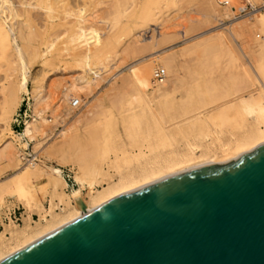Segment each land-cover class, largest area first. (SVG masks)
<instances>
[{
	"label": "bare ground",
	"instance_id": "1",
	"mask_svg": "<svg viewBox=\"0 0 264 264\" xmlns=\"http://www.w3.org/2000/svg\"><path fill=\"white\" fill-rule=\"evenodd\" d=\"M105 1L0 0V64L10 70L5 80L10 79L11 71L18 75L0 86V161L12 169L11 174L0 176V216L9 208L6 196L20 199V193L29 188L40 196L50 194L48 210L39 214L33 211L37 218L27 213L21 223H2L0 260L117 195L197 166L228 162L264 142V0H246L251 3V10L237 15L235 9L244 6L241 0H195L199 16L183 24V38L161 48H155L161 43L153 44L150 52L123 68L127 74L120 76L113 88L117 92L132 90L136 106L122 97L118 112L111 109L97 119L103 136L97 156L69 151L77 139V132L71 133L72 126H56L52 133L44 131L47 142L37 151L47 153L49 159L69 158L76 166L75 186L67 192L68 182L62 169L44 168L36 162L37 151H26L28 140L43 132L45 121H63L70 114L74 118L77 110L87 105L80 92L92 88L111 70L108 61L119 40L116 32L129 36L124 50H133L137 44L135 29L150 25L156 14L175 2L129 1L125 25L104 38L97 24L101 14L97 8L101 3L108 6ZM115 22L116 26L118 21ZM196 23L208 27L186 35V28ZM252 28L262 33L253 45L250 39L245 40ZM162 37L163 31L150 34L148 41L156 43ZM175 47L179 48L173 50ZM216 51L223 63L213 54ZM64 56L78 66V75L66 77L63 82L49 76L38 83L34 81L28 88L30 63L54 64ZM153 57L160 66L155 65ZM182 57L191 61L184 78L179 71L184 65H179ZM229 66L234 70L226 69ZM25 94L32 99V114L24 120L22 131L16 133L12 130L13 114ZM226 95L232 96L206 106L210 100ZM102 106L99 102L98 107ZM46 111L51 115H45ZM75 122L80 119L77 117ZM120 130L131 145L108 154L105 148L121 142ZM59 134L60 144H56L52 139ZM54 199L59 203H53ZM24 208L33 209L31 205Z\"/></svg>",
	"mask_w": 264,
	"mask_h": 264
},
{
	"label": "water",
	"instance_id": "2",
	"mask_svg": "<svg viewBox=\"0 0 264 264\" xmlns=\"http://www.w3.org/2000/svg\"><path fill=\"white\" fill-rule=\"evenodd\" d=\"M0 264H264V142L117 195Z\"/></svg>",
	"mask_w": 264,
	"mask_h": 264
},
{
	"label": "rangeland",
	"instance_id": "3",
	"mask_svg": "<svg viewBox=\"0 0 264 264\" xmlns=\"http://www.w3.org/2000/svg\"><path fill=\"white\" fill-rule=\"evenodd\" d=\"M106 1L108 3L107 4L108 6L111 5V7H110L111 9H109V10L106 9L108 6H105V4L102 5L103 3H101L102 6L100 4H98L100 8H97L98 5H95V4H94L95 6H93L94 8L95 7L97 8L98 13H99V11H101V14L99 13V17L97 19V24L99 23L98 25L101 27V32H102V35H104L103 36L104 38L106 37V34L107 35L109 34L110 31L111 32L116 31L122 25H125L124 23L126 21L125 19L127 18V12H128L127 9H130L131 6L129 4L132 2L131 0H111L110 2L108 0H106ZM129 1H131V2L129 3ZM173 1H175V2H171V5L168 4L164 9H162L161 13L156 14L154 16V19L151 20V22H149L150 25H147L145 27L143 26L144 29L141 27H138V28H141L142 30L138 29V28H137V30L135 29V32L137 31L136 32L137 34L134 35V38L137 39V44L133 50H130V51L124 50V49H126V45L128 44L127 42L129 40V36L127 34H125V32L123 33L121 30H120L121 31L120 33L116 32V35L119 38V40L115 46V50L113 51V53H115V54L112 53L113 56L111 55V57L109 58V61H108V66L110 64H112V65H110V68L112 67L111 70H107L108 72L106 71L103 74V78L102 79L99 78V80H97V82H95L96 84H94L92 86L93 89L89 88V90L85 89V90H82V92H80L81 93L80 95L84 97L85 101L87 102L86 103L87 105L85 107L83 106L82 107L83 109H78L77 111H79L80 113L77 111L76 112H77V115H79V116L74 115L75 116L74 118L70 117L71 116V114H70L67 117H65L63 121H60V119H54V118H52L51 121H45L41 126V128L43 129V132H41V133L38 132L34 136V139L28 140V145H27L26 151H28L29 154H32V153H34V151L39 150L40 146H42L43 144H45V142H47L48 136L45 137V132H44L45 130L48 133H52V132H54V129H56V126L57 127L59 126L58 127L59 129L60 128L69 129L72 126L74 128H72L71 133L77 132V139H76V141H74L72 143V145L69 148V151L77 152L78 154H80L82 156L86 155V156H90V157H95L98 155V152L102 149L101 146L99 148V145H101L99 143H101L103 136L100 135V127L98 125L97 119L103 118L104 115L108 114L109 110H111V109L113 110V113L118 112L117 110L119 108V102H120V99L122 97L130 99V101L133 102L132 104L134 106H136L134 99L131 97L132 96V90L127 88L122 92H117L113 88V84H115V82L119 80L120 76L127 74V70H125V69L123 70L125 65L127 63L129 64L133 60H136L138 58L145 56L148 52L151 51L153 44L158 45L159 43H161V44H159V46H156V47H155V45L153 46L155 48H157V47L161 48L170 42H176L180 38H183V36H182V33H183L182 31H184L182 29L184 27L183 24L187 23L186 21H188L190 18L199 16V14H198L199 13V7H198L197 3H195L196 2L195 0H177V1L173 0ZM240 2H242V4L244 6H243V8H240L237 10L235 9V11H234L235 15L242 14L246 11L251 10V3L246 2V0H241ZM102 7L103 8L105 7L104 10H102L103 9ZM123 10H125V11H123ZM197 10H198V12H197ZM119 14H121V15H119ZM113 21L115 24H116L115 21H118V24L115 26ZM218 21H216V22H218ZM151 23H153V24H151ZM108 24L112 25L111 28L113 30H110L111 28L109 29L110 26L108 27ZM113 26H115V30H114ZM148 26H150V27H148ZM205 26L208 27V25L196 23V24H194V26H192V28L188 27V30L186 28L185 34L186 35L192 34L194 31L195 32L198 31V29L200 30L203 27L205 28ZM102 27H103V29H102ZM253 29L254 28L250 29V31H251V32L249 31L250 34H247L245 36V40L250 39L252 45L254 43H256L257 40L260 39V37L262 36L261 31H258L259 29H257V28H255L254 30ZM102 30H104V31H102ZM107 31H108V33H106ZM161 31H163V37L159 38V42L152 43V42L148 41L149 40L148 37L150 34L151 35L152 34L153 35H155V34L159 35V32H161ZM256 34H259L260 36H256ZM248 35H249V37H247ZM139 36L142 39H140ZM138 41H140V42H138ZM179 47H175L173 50H176ZM213 54L215 55V57H218L219 59H221L220 61H222L221 63H223V57L221 56V54H219V51L218 52L216 51ZM205 55H206V57L209 56L208 54H205ZM153 58H150V59H153ZM150 59H146L145 61L150 60ZM154 60H155V62H154L155 65L160 66L158 60L156 58H154ZM190 62L191 61L189 59L184 58V57H182V59H180V61H179V65L184 63L183 66L180 65V67H179V71H180L183 78H184L185 73H186V66ZM77 67L78 66L75 63L67 60L66 56H64L59 62L54 63V64L42 65L41 63H38V62L30 63L28 66V72H29L28 73V75H29L28 76V88L30 89V87L34 81H37V83H38L39 80H41V79L44 80L45 78H47L49 76L50 77L54 76L53 78H56V79L61 80L63 82L64 79H66V77L68 79V78L73 77L74 75L76 76L80 73V72H77V70H79V69H77ZM229 67L226 69H228L229 71L234 70V68H232V67L229 68ZM118 69H122V70L120 71V73L118 75H113L115 72H117ZM7 72H10L9 67H7L6 64L1 63L0 64V86L2 85L3 82L9 81V80L12 81L18 76L17 71L16 72L11 71L12 76L10 77L9 80L8 79L5 80L4 76L6 75ZM121 72H123V73L121 74ZM117 76H118V78H117ZM107 78H109V79H107ZM112 79L114 82L111 81ZM107 80H110V81L107 82ZM232 83H233L232 81H228V84H232ZM113 89L115 91H113ZM230 96H232V95L217 97L214 100H210L206 104V106L207 105L210 106L213 103L218 102V101L225 99V98H229ZM99 99H101V101ZM30 102H32V99L30 98V94H25L23 96L22 102L19 104L18 107H16V110L13 114V122H12V130H14L16 133L22 131L24 120L30 119V116L32 114ZM99 102H101L103 104V106L101 108L98 107ZM97 109H99V110H97ZM94 113H96L97 115ZM44 114L45 115H47V114L51 115V113L48 111H46ZM77 117L80 119L79 123L75 122ZM60 125H62L63 127H60ZM119 134L121 136V139H120L121 142L116 141L110 147L105 148V150L108 152V154H111L112 151L117 149V148H123V147L125 148V147H128L131 145V143H129V141H127V139L124 137L125 133L122 130L119 131ZM12 136L15 139L14 135H12ZM59 139H61V134L57 135L52 140L57 141L56 144H58ZM25 141H26V139H25ZM50 141L51 140H49L48 142H50ZM14 143L17 144L18 146H20V143H18V141L15 140ZM137 148H138V145L133 146L132 149L135 150ZM46 154L45 153L41 154V153H39V151H37L36 159H35L36 162H38L44 168H47L49 166H59L62 169L63 175L68 182V187H66L65 190L67 192H69V190L73 186H75L74 185L75 183L73 181V175H74V171L76 170V166L72 163L71 160H69V158H66L64 160H57L54 157H52L49 159ZM11 172H12L11 167L0 161V176H7V175L11 174ZM69 185L71 187H69ZM38 194L39 193L37 191L29 188L26 192H23V194L20 193V199H17L16 196H6L5 198L7 200V204H9V208L14 207L18 204L20 205V207H21V205H23L24 207H25V205H28V206L31 205L33 207V209L27 208L28 214H30L33 211L35 213L39 214L38 212H44V211L48 210V206L50 203V194L45 193L43 196H40ZM53 203H55V204L59 203L58 199H54ZM33 218H37V217L34 216Z\"/></svg>",
	"mask_w": 264,
	"mask_h": 264
},
{
	"label": "built area",
	"instance_id": "4",
	"mask_svg": "<svg viewBox=\"0 0 264 264\" xmlns=\"http://www.w3.org/2000/svg\"><path fill=\"white\" fill-rule=\"evenodd\" d=\"M28 211H25V208L23 207V205H16L14 207H11L9 209H7L3 214H1L0 216V228L2 227V223L6 222L8 220H11L15 223H21L22 222V218L27 214ZM30 215L32 217L36 216L35 213L31 212Z\"/></svg>",
	"mask_w": 264,
	"mask_h": 264
}]
</instances>
